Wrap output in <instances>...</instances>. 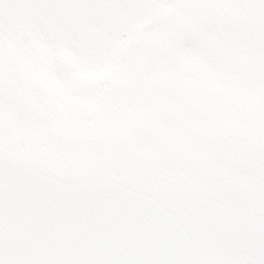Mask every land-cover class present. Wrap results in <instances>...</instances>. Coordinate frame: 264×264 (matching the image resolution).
I'll list each match as a JSON object with an SVG mask.
<instances>
[{"label":"snow or ice","instance_id":"1","mask_svg":"<svg viewBox=\"0 0 264 264\" xmlns=\"http://www.w3.org/2000/svg\"><path fill=\"white\" fill-rule=\"evenodd\" d=\"M0 264H264V0H0Z\"/></svg>","mask_w":264,"mask_h":264}]
</instances>
